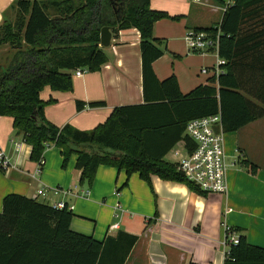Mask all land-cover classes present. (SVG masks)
I'll return each mask as SVG.
<instances>
[{
  "label": "trees",
  "instance_id": "1",
  "mask_svg": "<svg viewBox=\"0 0 264 264\" xmlns=\"http://www.w3.org/2000/svg\"><path fill=\"white\" fill-rule=\"evenodd\" d=\"M151 1L16 0V21L0 27V46L17 50L8 67L0 66V118L13 119L33 161L39 162L50 144L61 149L65 161L76 154L82 183L91 184L98 168L107 166L124 171L126 184L133 174L145 181L154 175L206 195L165 158L179 142L189 144L185 132L191 120L220 113L224 132H237L264 118V0H230L221 23L197 29L219 35L218 58L225 64L217 77L186 95L175 76L160 81L153 70L165 54L154 25L178 17L153 10ZM105 27L115 37L132 28L140 33L145 103L116 107L91 131L59 128L45 115L53 101L40 94L46 87L71 92L75 71L97 72L108 62L100 37ZM103 106L78 101L76 107ZM73 216L67 209L7 195L0 213V264L126 263L138 236L119 232L98 241L74 232ZM224 264H264V248L238 237V244H228Z\"/></svg>",
  "mask_w": 264,
  "mask_h": 264
},
{
  "label": "crops",
  "instance_id": "2",
  "mask_svg": "<svg viewBox=\"0 0 264 264\" xmlns=\"http://www.w3.org/2000/svg\"><path fill=\"white\" fill-rule=\"evenodd\" d=\"M229 1H151L153 10L178 17L154 25L155 38L165 44V49L160 46L165 54L153 64L160 81L175 76L184 95L207 84L218 54L215 60L209 53L190 54L185 36L188 30L221 23ZM195 6L208 8L214 16L206 23L195 20ZM18 12L16 0H0V27L5 22L14 23ZM140 42L138 30L120 31L116 37L112 35L111 45L103 48L108 62L99 71L73 75V91L46 87L40 97L45 102L53 101L45 107L46 118L59 128L71 125L91 131L103 124L116 107L144 104ZM14 57L9 46H0V66L8 67ZM203 68L211 73L202 75ZM78 101L104 102L105 106L78 111ZM224 140L228 167V190L224 195H202L185 184L154 175L145 181L133 174L126 184L124 171L107 166L99 167L88 184L81 182L76 154L65 161L61 149L50 144L40 165L31 160L32 148L14 129L13 119L1 117L0 150L9 159L10 167H0V213L4 198L11 194L52 207L65 202L74 207L71 229L76 233L98 241L119 232L138 236L125 264H224L228 237H245L251 245L264 248V118L237 132H225ZM16 144L21 146L19 151ZM179 144L182 141L169 154L173 155ZM41 188L46 189L45 196H37ZM118 203L121 211L115 209ZM114 224L119 227L112 229ZM227 230H232L229 236Z\"/></svg>",
  "mask_w": 264,
  "mask_h": 264
},
{
  "label": "built area",
  "instance_id": "3",
  "mask_svg": "<svg viewBox=\"0 0 264 264\" xmlns=\"http://www.w3.org/2000/svg\"><path fill=\"white\" fill-rule=\"evenodd\" d=\"M200 2V0H194ZM185 42L190 54L210 53L217 46V54L219 47V35L213 36L203 31L188 30L185 36ZM225 61L218 58L217 66L212 69L213 75L216 77L221 73L220 66ZM85 71L77 70L74 72L76 77H80ZM202 75H209L210 69L203 68ZM224 129L221 114L203 117L191 120L186 127V136L188 142L182 141V147L173 152L176 159L173 163L177 164L179 171H182L188 180L200 188L206 194L227 193V164L225 160L224 148ZM25 142V141H24ZM190 144L192 147H190ZM20 145L16 144V151L20 150ZM43 164V158L39 161ZM0 167L7 170L10 167V161L0 150ZM46 189L41 188L37 191V196H45ZM117 193L116 196H119ZM55 209H67L73 211L74 207L67 205L65 202H58L53 206ZM117 211H121V205L115 206ZM116 218L120 215L116 214ZM117 229L119 224L111 226ZM229 230H227L228 232ZM228 244H238V237L231 236L227 239Z\"/></svg>",
  "mask_w": 264,
  "mask_h": 264
},
{
  "label": "rangeland",
  "instance_id": "4",
  "mask_svg": "<svg viewBox=\"0 0 264 264\" xmlns=\"http://www.w3.org/2000/svg\"><path fill=\"white\" fill-rule=\"evenodd\" d=\"M227 1H228V0H227ZM209 11H210V10H209L208 8L200 7V6L196 7V6H195L194 9H193V17H194L195 20H197V21H199V22H204V23H206L210 17L214 16V15L210 14ZM161 46H162L163 49H165V44L163 45V43H162ZM12 50L15 52V54L17 53V50H14V49H12ZM208 56H210V58H213V59H211V60H215V59H216V57H217V46L215 47V49H213V50L208 54ZM215 66H217V63H216ZM181 147H182L181 145L177 146L176 150H179ZM166 159H167V161H169V162H170V161H171V162H172V161H176V159L174 158V156L171 155V154H169V155L166 157Z\"/></svg>",
  "mask_w": 264,
  "mask_h": 264
},
{
  "label": "water",
  "instance_id": "5",
  "mask_svg": "<svg viewBox=\"0 0 264 264\" xmlns=\"http://www.w3.org/2000/svg\"><path fill=\"white\" fill-rule=\"evenodd\" d=\"M101 47L108 48L112 43V32L109 27H105L101 31Z\"/></svg>",
  "mask_w": 264,
  "mask_h": 264
}]
</instances>
